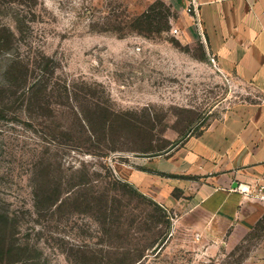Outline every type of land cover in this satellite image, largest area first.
<instances>
[{
  "label": "rangeland",
  "instance_id": "374dc122",
  "mask_svg": "<svg viewBox=\"0 0 264 264\" xmlns=\"http://www.w3.org/2000/svg\"><path fill=\"white\" fill-rule=\"evenodd\" d=\"M190 2L0 0V264H264L261 199H180L201 134L261 97Z\"/></svg>",
  "mask_w": 264,
  "mask_h": 264
},
{
  "label": "crops",
  "instance_id": "0c3cea01",
  "mask_svg": "<svg viewBox=\"0 0 264 264\" xmlns=\"http://www.w3.org/2000/svg\"><path fill=\"white\" fill-rule=\"evenodd\" d=\"M197 2L210 54L236 83L261 97L246 99L225 124L214 123L201 134L196 154L187 155V160L203 157L211 172L195 191L187 190L180 199L191 198L196 206L213 212L235 213L242 206L250 214L253 201L259 199L257 186L264 182V0ZM190 28L201 38L195 19ZM183 183L178 187L186 188ZM240 184L249 192L237 189ZM259 202L264 211V201Z\"/></svg>",
  "mask_w": 264,
  "mask_h": 264
},
{
  "label": "built area",
  "instance_id": "2783aa9c",
  "mask_svg": "<svg viewBox=\"0 0 264 264\" xmlns=\"http://www.w3.org/2000/svg\"><path fill=\"white\" fill-rule=\"evenodd\" d=\"M188 11L192 13V15L194 16V19L200 29V35H201V39L203 40L204 43H207L206 41V36H205V32H204V27L202 25V21L200 18V10H199V3L197 2V0H191L189 7H188ZM174 33H178L179 29L178 28H173L172 30ZM237 189L242 190L244 192H249V188L244 187L242 184H240ZM257 194L256 196L264 201V182L259 184L257 186Z\"/></svg>",
  "mask_w": 264,
  "mask_h": 264
},
{
  "label": "trees",
  "instance_id": "16d2710c",
  "mask_svg": "<svg viewBox=\"0 0 264 264\" xmlns=\"http://www.w3.org/2000/svg\"><path fill=\"white\" fill-rule=\"evenodd\" d=\"M5 216H6V219L9 220L8 215L6 214ZM6 223H8V221H7ZM0 243H1V242H0ZM1 249H4V247H3V246H0V257H2V253H3V251H4V250H1ZM15 249H16V248H15ZM11 252H13V251H11ZM7 253H8V252H7Z\"/></svg>",
  "mask_w": 264,
  "mask_h": 264
}]
</instances>
